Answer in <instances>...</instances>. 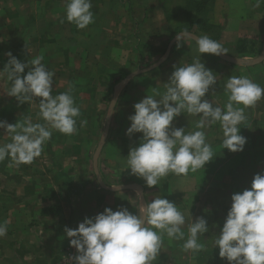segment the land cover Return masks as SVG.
I'll return each instance as SVG.
<instances>
[{"label": "crops", "instance_id": "crops-1", "mask_svg": "<svg viewBox=\"0 0 264 264\" xmlns=\"http://www.w3.org/2000/svg\"><path fill=\"white\" fill-rule=\"evenodd\" d=\"M91 3L95 22L81 30L67 21L66 0H0V69L9 52L24 63L43 55L42 62L55 73L52 94L71 86L75 105L81 109L77 133L53 131L32 164L9 167L8 159L0 163V223L7 221L8 228L0 238V264H57L68 252L76 255L65 227L75 229L85 217L105 208L126 207L135 214L137 190L145 202L154 195L175 202L186 221L190 212L193 220L204 216L210 229L200 238L205 249L196 254L182 250L184 241L170 242L165 236L154 264H228L219 257L213 240L223 226L232 194L250 188L254 175L264 172L255 164L260 143L250 128H264V99L245 110L249 116L243 136L256 142L254 151H247V146L242 152L223 150L219 124L211 125L205 131L214 159L187 176L169 174L153 188L125 170L129 150L142 135L129 138L125 133L133 105L147 94L163 93L174 64L192 63L200 55L194 38L176 47L177 34L185 31L193 37L207 35L227 49L221 56L201 54V62L217 77L205 97L210 102L221 107L227 102L224 85L229 76H247L264 88V3L259 7L254 6L256 0ZM118 81L123 88L116 91ZM10 86L6 75L0 78V120L14 124L30 117L33 123H44L38 115V98L18 104L7 95ZM108 96L109 112L101 119L100 106ZM113 106L115 114H111ZM81 120L87 121L83 127ZM197 120L181 114L174 126L194 131ZM8 142L10 137L0 129V143ZM249 169L252 177L244 181Z\"/></svg>", "mask_w": 264, "mask_h": 264}, {"label": "clouds", "instance_id": "clouds-1", "mask_svg": "<svg viewBox=\"0 0 264 264\" xmlns=\"http://www.w3.org/2000/svg\"><path fill=\"white\" fill-rule=\"evenodd\" d=\"M262 3L264 0H256L254 6ZM91 9V0H66V19L83 30L95 22ZM193 38L200 55L192 63L174 64L163 93L147 94L133 105L134 114L128 117L130 126L125 134L129 138L137 133L142 135L139 144L129 150L125 170L142 179L148 188L157 187L169 174L187 176L204 169L215 157L205 131L211 125L219 124L222 148L242 152L247 143L240 134L248 123L245 110L264 99V88L247 76L227 78L224 85L227 102L223 107L206 99L217 77L201 62V54L221 56L227 54V49L207 35L193 37L188 31L177 34L176 47L179 49L185 40ZM7 56V63L0 69V78L6 75L11 84L7 95L18 104L38 98V115L44 121L33 123L28 117L10 124L0 120V129H4L11 141L0 143V163L8 159L9 167H19L32 164L42 155L53 131L67 136L77 133L81 109L75 105L71 86L67 91L52 94L55 73L46 68L43 55L26 63L11 52ZM25 69H28L26 74ZM116 111L113 106L111 114ZM185 113L198 117L196 130L174 126L176 118ZM86 123L81 120L80 126ZM136 196L139 205L135 214L126 207L116 211L105 208L94 217H85L75 229L65 227L69 246L76 250V255L68 257L69 264H154L165 236L170 242L184 241V252L196 254L205 249L200 238L210 229L204 216L193 220L190 212L186 221L185 213L175 202L159 195L145 202L139 190ZM7 231V221L0 223V238ZM213 244L219 249V257L228 264H264V172L254 175L250 188L232 194L230 209Z\"/></svg>", "mask_w": 264, "mask_h": 264}, {"label": "rangeland", "instance_id": "rangeland-1", "mask_svg": "<svg viewBox=\"0 0 264 264\" xmlns=\"http://www.w3.org/2000/svg\"><path fill=\"white\" fill-rule=\"evenodd\" d=\"M246 49V48H245ZM122 85H123V82H121V81H118L117 83H116V85H115V90L116 91H119V90H121V88H123L122 87ZM111 97H112V95H111ZM111 97L110 96H108L107 97V101L102 105V106H100V112H101V119H105L106 117H107V113L109 112V103H110V100H111ZM90 114H91V111H90ZM92 115V114H91ZM90 115V116H91ZM249 115H247V117H248ZM264 118V117H263ZM260 125H258V126H254V127H250L251 128V130L253 131V133L255 134V135H258L259 137L257 138L258 140L256 141V142H259L260 143V145L257 147V148H255V143L256 142H254V140H250V141H247V143L245 144V148H250V149H248L247 151H254L252 148H255L256 150L255 151H257L258 153H260L258 156V158L256 157L255 158V164L257 165V166H259L261 169H262V171H264V128H262V126H260ZM246 130V127H242L241 128V132H240V134L241 135H244L243 133H244V131ZM252 131H250V133L252 132ZM105 133V132H104ZM106 134V133H105ZM245 136V135H244ZM260 138H263V140H260ZM247 146V147H246ZM252 146H254V147H252ZM252 147V148H251ZM223 150H225V151H228L227 149H223ZM250 158H251V156H249ZM244 160H247V162L248 163H250L251 161L249 160V158L248 159H244ZM251 160H254V159H251ZM246 173H247V175H246ZM246 173H244L243 175H242V178H243V180L244 181H249V179H251V177H252V172L250 171V169L248 170V172H246ZM241 178V179H242ZM230 205H231V201H230Z\"/></svg>", "mask_w": 264, "mask_h": 264}, {"label": "built area", "instance_id": "built-area-1", "mask_svg": "<svg viewBox=\"0 0 264 264\" xmlns=\"http://www.w3.org/2000/svg\"><path fill=\"white\" fill-rule=\"evenodd\" d=\"M73 256V252H68L67 255H64L58 260L57 264H69L68 257Z\"/></svg>", "mask_w": 264, "mask_h": 264}]
</instances>
